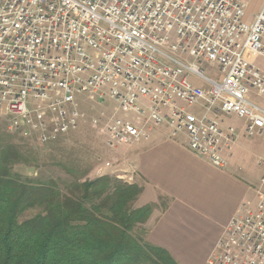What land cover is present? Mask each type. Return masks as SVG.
<instances>
[{"label":"built area","instance_id":"obj_1","mask_svg":"<svg viewBox=\"0 0 264 264\" xmlns=\"http://www.w3.org/2000/svg\"><path fill=\"white\" fill-rule=\"evenodd\" d=\"M248 54L264 56V4L250 19L245 0H0V119L42 144L89 122L111 148L164 125L225 168L239 132L224 118L264 131L251 96H264V69ZM106 101L114 109L89 119L85 106ZM255 192L207 264H264V175Z\"/></svg>","mask_w":264,"mask_h":264},{"label":"trees","instance_id":"obj_2","mask_svg":"<svg viewBox=\"0 0 264 264\" xmlns=\"http://www.w3.org/2000/svg\"><path fill=\"white\" fill-rule=\"evenodd\" d=\"M26 155L0 142V264H182L146 239L156 204L135 206L138 183L104 175L62 186L16 172Z\"/></svg>","mask_w":264,"mask_h":264},{"label":"crops","instance_id":"obj_3","mask_svg":"<svg viewBox=\"0 0 264 264\" xmlns=\"http://www.w3.org/2000/svg\"><path fill=\"white\" fill-rule=\"evenodd\" d=\"M243 136L242 129L225 168L191 151L184 134L173 136L164 125L154 128L149 140L116 150L142 187L135 206L156 204L145 223L146 239L182 264H207L228 222L242 203L255 198L264 174L251 167L249 155L261 166L260 154L245 148Z\"/></svg>","mask_w":264,"mask_h":264},{"label":"rangeland","instance_id":"obj_4","mask_svg":"<svg viewBox=\"0 0 264 264\" xmlns=\"http://www.w3.org/2000/svg\"><path fill=\"white\" fill-rule=\"evenodd\" d=\"M245 1L247 2L248 16L253 19L263 6L264 0ZM247 57L264 69V56L248 54ZM204 70L208 75L216 74L215 69L210 65H205ZM251 96L264 106V96L257 95L255 91H252ZM114 107V102L106 101L96 107L86 105L85 110L88 118L91 119L102 109L112 111ZM224 121L226 125H233L238 132L243 129L244 119L235 115L224 118ZM241 140L246 149L260 154V159H264V131L261 135L253 137L245 135ZM0 142H14L26 149L27 162L15 164L16 172L42 180L56 179L62 186L66 181L78 178L93 179L104 175L119 177L128 182L129 176L132 175L131 170L123 168L121 156L116 152L121 146L118 148L108 146L105 134L99 128H94L89 122H85L78 131L65 135L55 142L42 144L37 139H25L17 134L8 133L0 119ZM248 159L251 161L250 165L254 172L262 176L264 165L258 166L253 154H250ZM101 168L105 173L98 174ZM32 213L27 212L26 216Z\"/></svg>","mask_w":264,"mask_h":264}]
</instances>
